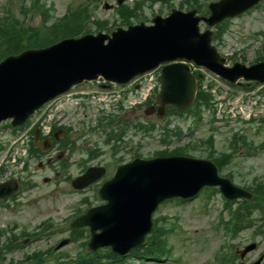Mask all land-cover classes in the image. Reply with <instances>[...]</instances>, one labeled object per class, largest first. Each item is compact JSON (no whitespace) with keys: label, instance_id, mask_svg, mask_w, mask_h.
<instances>
[{"label":"water","instance_id":"water-1","mask_svg":"<svg viewBox=\"0 0 264 264\" xmlns=\"http://www.w3.org/2000/svg\"><path fill=\"white\" fill-rule=\"evenodd\" d=\"M155 29L143 31V39L139 35L141 29L118 30L107 45L102 42L106 36L87 37L6 60L0 66V120L9 116L13 108L32 106L41 98L37 105L55 86L68 87L99 73L123 82L163 60L186 58L224 77L231 72L249 71L240 66L222 69L208 45L209 37L198 36L195 29L189 33L170 25L164 27L165 32ZM160 80L161 91L156 98L161 106L168 103L182 110L191 102L195 81L187 66L164 67ZM204 185H219L230 199L246 195L218 178L214 166L206 161L183 157L136 160L119 168L114 179L101 188L100 196L107 205L92 209L74 225L90 219L93 230H100L99 234L93 233L91 248L110 246L112 251L122 252L144 241L151 226L150 216L161 201L193 196Z\"/></svg>","mask_w":264,"mask_h":264},{"label":"rangeland","instance_id":"rangeland-1","mask_svg":"<svg viewBox=\"0 0 264 264\" xmlns=\"http://www.w3.org/2000/svg\"><path fill=\"white\" fill-rule=\"evenodd\" d=\"M4 1L5 0H0V6ZM82 1L83 0H45L46 4H52L54 10L53 13L56 18L62 16L69 5H75ZM136 1L138 0H126L124 4L132 6ZM177 1L178 0L173 1L176 7ZM104 2L114 5V10H104L102 6ZM19 3L20 0H14V3L12 4V8L15 13H18ZM97 5V9L94 11L95 17L97 16L100 19L109 20L110 22L112 20H116V4L114 0H102ZM160 6V4H156L153 6L152 10L145 8V18L149 21L152 15L160 9ZM162 9L164 12L161 15H165L168 11V7L166 5H162ZM1 13L2 10L0 9V14ZM36 16L37 15H35L32 21V24L34 25L38 24L40 21V18ZM202 26L203 25H201V28ZM257 32L264 33V6L250 12L247 15L233 19L232 22L228 24L227 31L223 36V42L220 43L218 49L221 53L223 52L227 55H234L237 53L239 54L237 57L243 56L245 61L249 63L254 59L256 50L264 41V36L259 38L256 35ZM222 87L227 91L231 90L232 93H234V91H238L236 93L238 95L237 97L241 94L245 95V93L248 96L251 94L248 89H244L242 87L234 88L229 87L226 84ZM215 91H217V89H215ZM217 92H219V90ZM224 95L225 91H223L221 96ZM95 104L96 103L87 104L91 112L89 115L95 112ZM131 112L132 111H130L129 108H125L124 118H129L130 122L134 120L137 122L146 121L150 123L156 122L157 124H162V122L158 123L153 116L148 118L145 117L141 111H136L134 114H131ZM90 117H93V115H90ZM207 117H209V115H207ZM172 119L174 120V118ZM184 119L185 118L178 119L176 117L175 124L180 123L183 126H186L187 122ZM90 121L91 119L88 117L86 123ZM172 123H174V121H172ZM70 124L73 126L72 137L80 138L79 134L85 131L83 128L84 126L80 128L81 126L79 125L77 119ZM91 124L93 125V122ZM259 125L260 121H255L250 125H239L235 128L239 129L236 132H243L249 141L254 143H264V125ZM200 130L197 135L193 136V138L189 140L190 142H195L204 137V135L202 136V132ZM232 131L233 128L229 130V132ZM225 135H227V137L229 136L225 129H219L218 133H216L215 144L218 150H220L219 143L223 139L225 141L227 138H224ZM103 137V134L97 133L94 136H90L88 134L85 138L102 140ZM140 139L143 140L141 142V146L138 147L136 143H139ZM82 142H84V140L80 141L78 145H81ZM124 142L126 143V146L122 148L120 153L124 161L129 159V154L132 150L140 153L143 157L149 158L152 157L155 152L165 148V146L160 143V137L158 136L157 131L146 138H141L140 135L134 136L132 130L130 129L125 136ZM183 142L186 144L187 140L184 139ZM132 147L135 149H131ZM256 153L257 154L251 157H245L241 152L238 153L234 157L232 164L223 170V174L232 173L233 182L242 186L250 184L256 178H260L264 181V149L258 150ZM79 155V153H75L72 156L67 157V161L72 163L73 160H77ZM24 168L25 167L22 162L19 163L18 160H16L15 163L8 165L7 172H13L16 170H19L18 172H20L21 170H24ZM50 169L51 167H47L45 162L43 163V166L39 168L37 167V163L32 161L29 164V167L25 169L26 173L20 174L22 179H29L34 181L36 184H40L39 186L37 185L38 187L35 190L37 193L31 192L30 195H25L23 198L25 199L23 204L24 206L19 207L15 212L12 211V209L10 211H3L0 209V227L3 225L10 226L16 223L19 227L31 228L32 226L37 225L44 217L58 219L66 214H70L75 210L82 199L86 197H94L95 191L93 189L86 191L83 194H75L70 191L69 194H64L60 189L54 188V185H48L51 183L44 184L42 181V178L44 177L52 176V178L57 180L50 172ZM76 170L77 168L71 166L69 171L71 174H76ZM32 175H35V177L32 178ZM52 184L55 183L52 182ZM63 187L65 190H68L69 188L67 185H63ZM61 194L64 196H61ZM26 202L28 206L30 205L29 207H25ZM62 205H65L64 210L60 209L61 212L58 214V208ZM222 206L223 202L219 196L213 195L207 199V194L205 193L186 204L180 205L173 201L162 204L155 212L153 218L163 217L160 221L161 223H163L166 219V226L168 229H171L168 235V240L172 247V253L174 254L172 259L163 264H214L213 255L222 243V238L221 235L213 232L212 226L217 221L218 214ZM36 214L38 217L35 216ZM58 238L59 236H54L51 238L50 242L54 243ZM250 241L258 242L257 251L253 252L250 257L255 259L258 254L262 252L264 253V237H254L252 230H246L242 231L237 238L232 240V244L237 248H241ZM47 245L48 242L45 240L35 242L32 245H26L23 248H19L15 252L11 253L10 259L13 258L14 261L19 262L26 254H29L31 251H35L37 249H44ZM79 250L78 243H71L64 247L62 251L69 256H73ZM173 259L175 261H172ZM130 264H137V262L131 261Z\"/></svg>","mask_w":264,"mask_h":264},{"label":"trees","instance_id":"trees-1","mask_svg":"<svg viewBox=\"0 0 264 264\" xmlns=\"http://www.w3.org/2000/svg\"><path fill=\"white\" fill-rule=\"evenodd\" d=\"M70 33L72 35L75 34V31L73 32V30L71 29L70 30ZM206 100V98L204 97L203 94L199 93L198 96H197V101L200 102V101H204ZM237 220L240 221L239 217H237ZM162 238V235L160 234H155L151 237V241H150V248H141V249H138L136 255H138L139 257H146V256H149V257H158L159 255H163L165 252H163V245H165L164 241L161 239ZM141 251V252H140Z\"/></svg>","mask_w":264,"mask_h":264},{"label":"flooded vegetation","instance_id":"flooded-vegetation-1","mask_svg":"<svg viewBox=\"0 0 264 264\" xmlns=\"http://www.w3.org/2000/svg\"><path fill=\"white\" fill-rule=\"evenodd\" d=\"M86 99V98H85ZM60 134H61V131H58L57 133H55V134H53V136L52 137H56V138H59L60 137ZM69 137H70V133L68 132V135H62L61 136V138L67 143V141L69 140ZM67 145L69 146V144L67 143ZM68 150L69 149H67V151L66 152H68ZM101 151V150H100ZM100 151H98V152H100ZM58 152H61L60 150H56V146H53L52 148H50L49 149V152L48 153H50V154H54V155H56V153H58ZM65 152V153H66ZM65 153H61V154H57L58 156H60V157H63L64 155H65ZM102 156H103V154L100 152V153H98V155H96L95 157H93V158H90L89 157V155L88 154H86V158H88L89 157V159H88V163H92L91 165H93V166H104V168H105V170L107 171V169H108V164L105 162V163H97V161L98 160H100L101 158H102ZM107 157H108V161L111 159V155H110V153L107 155Z\"/></svg>","mask_w":264,"mask_h":264}]
</instances>
